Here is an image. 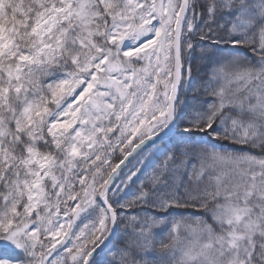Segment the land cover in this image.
Segmentation results:
<instances>
[{
  "label": "snow or ice",
  "instance_id": "obj_1",
  "mask_svg": "<svg viewBox=\"0 0 264 264\" xmlns=\"http://www.w3.org/2000/svg\"><path fill=\"white\" fill-rule=\"evenodd\" d=\"M0 264H264V0H0Z\"/></svg>",
  "mask_w": 264,
  "mask_h": 264
}]
</instances>
